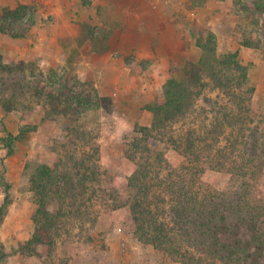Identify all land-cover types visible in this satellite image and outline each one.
<instances>
[{
  "label": "rangeland",
  "instance_id": "rangeland-1",
  "mask_svg": "<svg viewBox=\"0 0 264 264\" xmlns=\"http://www.w3.org/2000/svg\"><path fill=\"white\" fill-rule=\"evenodd\" d=\"M0 25H5L0 29V205L7 192L10 200L0 223L5 250L0 264H184L135 234L125 203L135 168L130 145L140 128L151 124L148 106L161 101L163 84L181 78L186 66L200 59L199 40L210 33L220 54L238 51L248 66L243 92L254 93L248 113L264 127V13L243 10L235 0H0ZM133 31L168 49L161 53L146 43L133 52L126 39L124 49L117 48V37ZM249 40L253 44L246 46ZM74 74L104 97L100 107L79 117L68 113L65 101L48 95L60 87L52 80L65 75L70 82ZM210 89L206 95L215 96ZM210 106L201 98L196 109ZM197 111L187 118L190 124L199 118ZM23 127L26 137L18 136ZM222 138L224 145V133ZM151 142L173 166L185 161L173 147ZM67 150L97 154L99 173L86 176L79 194L90 213L60 227L55 248L28 250L24 245L35 231L38 207L30 175L42 163L62 170ZM253 167L258 177L250 196L264 204V171ZM71 171L76 180L81 177ZM203 180L220 191L242 182L229 169L211 166ZM61 205L51 201L55 212Z\"/></svg>",
  "mask_w": 264,
  "mask_h": 264
},
{
  "label": "trees",
  "instance_id": "trees-1",
  "mask_svg": "<svg viewBox=\"0 0 264 264\" xmlns=\"http://www.w3.org/2000/svg\"><path fill=\"white\" fill-rule=\"evenodd\" d=\"M235 3L250 13H264V0ZM0 29L5 31V25ZM24 34L13 33L15 37ZM252 44L250 40L245 42L246 46ZM199 45L203 50L200 59L189 63L181 78L167 79L160 90L161 101L148 106L153 113L151 124L142 126L131 142L130 157L135 168L125 203L138 239L154 244L184 264H264V204L252 201L250 196L258 177L253 166L264 171V127L248 113L254 96L249 89L243 92L248 66L242 63L238 51L220 54L214 33L199 40ZM64 78L51 81L60 87L48 95L65 101L68 113L79 117L85 110L100 107L104 97L94 85L77 74L70 82ZM209 87L215 96L206 95ZM201 98L211 106L197 111ZM246 104L247 108L243 107ZM195 111L199 118L190 124L187 118ZM228 129L232 130L226 132ZM21 133L18 136L26 137L24 127ZM156 140L182 153L185 161L173 166L165 151L152 145L151 141ZM96 157L95 152L79 156L67 150L62 170L58 164L48 163L33 168L30 183L38 207L35 231L24 245L26 249L37 245L55 248L60 227L72 217L84 218L85 212L90 213L79 194L80 186L85 188L86 176L92 174L95 178L99 173ZM210 166L229 169L234 178L242 180L241 185L232 191H220L205 182L203 174ZM66 167L81 177L76 180L74 172ZM54 199L64 205L56 212L51 206ZM9 203L7 192L0 205V223ZM4 251L0 242V261Z\"/></svg>",
  "mask_w": 264,
  "mask_h": 264
},
{
  "label": "crops",
  "instance_id": "crops-1",
  "mask_svg": "<svg viewBox=\"0 0 264 264\" xmlns=\"http://www.w3.org/2000/svg\"><path fill=\"white\" fill-rule=\"evenodd\" d=\"M170 31L173 35L175 34L174 29H170ZM125 39L127 41H129L130 51H133V52H137L139 49L141 50L143 48V44H146V43L149 44V48H152L153 46H155L157 48V50H159V52H161V53H164L166 48L168 49V46L165 47V45H163V46L162 45H159V46L155 45L154 42L152 41L153 39L150 36L146 37L144 35L136 33L135 31L128 33L126 36H124V34L123 35L121 34L120 36H118L117 37V43L119 42L120 45L118 43L117 48H119L121 50L124 49L123 45L125 44L124 42H126Z\"/></svg>",
  "mask_w": 264,
  "mask_h": 264
}]
</instances>
